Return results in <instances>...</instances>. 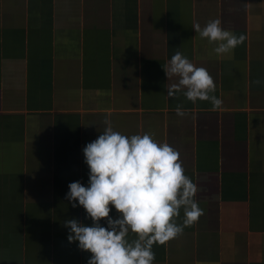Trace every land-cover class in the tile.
I'll list each match as a JSON object with an SVG mask.
<instances>
[{
    "label": "crops",
    "instance_id": "0c3cea01",
    "mask_svg": "<svg viewBox=\"0 0 264 264\" xmlns=\"http://www.w3.org/2000/svg\"><path fill=\"white\" fill-rule=\"evenodd\" d=\"M213 19L243 44L215 54L193 30ZM177 51L213 77L218 109L168 97ZM261 77L264 0H0V264H87L64 222H93L66 194L88 185L83 148L109 124L176 149L198 189L203 215L154 243L153 264H264Z\"/></svg>",
    "mask_w": 264,
    "mask_h": 264
},
{
    "label": "clouds",
    "instance_id": "9594fccd",
    "mask_svg": "<svg viewBox=\"0 0 264 264\" xmlns=\"http://www.w3.org/2000/svg\"><path fill=\"white\" fill-rule=\"evenodd\" d=\"M201 39L215 43L213 52L227 55L243 44L246 37L237 36L213 19L201 27L193 25ZM168 79L179 77L178 83L167 87L168 97H175L181 89L188 101H210L213 110L222 105V100L210 93L216 85L207 69L195 66L177 51L163 65ZM255 83L264 86V77ZM178 116L183 108L175 109ZM154 134L144 133L126 136L114 131L109 124L94 141L83 148L85 163L89 168L88 185L71 182L66 199L72 207L82 206L91 226L73 218L64 222L69 229L68 241L78 242V247L92 255L87 264H153L154 243L163 244L182 234L183 227L197 222L203 215L194 197L198 191L192 179L185 175L179 152L167 143H158ZM114 206L120 213L110 217ZM184 206L183 225H177L174 217ZM107 220V227L100 224ZM138 239L129 242V231Z\"/></svg>",
    "mask_w": 264,
    "mask_h": 264
}]
</instances>
